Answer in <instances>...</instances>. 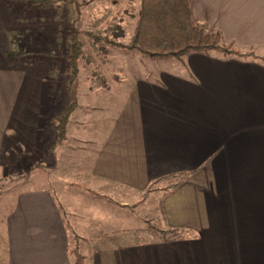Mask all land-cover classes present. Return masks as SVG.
Listing matches in <instances>:
<instances>
[{"label": "crops", "instance_id": "0c3cea01", "mask_svg": "<svg viewBox=\"0 0 264 264\" xmlns=\"http://www.w3.org/2000/svg\"><path fill=\"white\" fill-rule=\"evenodd\" d=\"M187 2L195 23L257 57L189 52L143 75L130 62L135 75L93 78L101 85L81 92L83 106L101 100L102 112L76 115V103L66 127L83 146L67 155L65 141L55 137L50 158L39 160L60 164L118 211L103 205L101 213H83L58 205L46 189L25 191L4 221V264H72L71 235L85 240L89 223L106 227L138 208L142 222L157 221L159 228L141 239L93 234L88 255L76 245L85 264H264V0ZM11 8L0 0V168L28 162L36 150L42 100L36 75L47 70L44 61L26 62L11 49ZM115 99L119 109L106 115ZM74 150L90 154L88 166L77 163ZM190 172L164 198L161 189L148 190L165 175ZM170 228L183 235L164 241L155 234Z\"/></svg>", "mask_w": 264, "mask_h": 264}, {"label": "rangeland", "instance_id": "374dc122", "mask_svg": "<svg viewBox=\"0 0 264 264\" xmlns=\"http://www.w3.org/2000/svg\"><path fill=\"white\" fill-rule=\"evenodd\" d=\"M46 1V6L39 8L34 7L33 4L14 5L6 3L12 7L14 14L13 23H9L11 49L15 51L18 59L30 63L41 60L47 65L46 71H41L36 75L42 88L40 132L38 134L40 137L36 150L30 161L16 163L15 167L12 168H0V254L5 255L6 258L8 257V243L4 221L14 211L18 196L20 197L25 191L46 189L58 205L62 204L66 208L65 204L69 203L77 207L79 211L83 210V213L88 210H97L101 213L103 205L110 209V214L118 211L115 210L116 204L111 199L106 201L97 198V191L71 178L72 174H65L60 164L51 166L49 163L44 164V160H39L44 154L50 158L51 154L48 152L51 151L49 150L51 148L49 145L54 142L56 137L54 117L69 102L65 89V81L68 79L67 68L71 66L78 70L71 90L75 92L73 97L79 105L75 110L76 115L82 113L80 115L82 116L84 113L90 112V109H93V114L102 112L101 100L95 99L86 107L82 101L81 92L83 90L91 92L89 87L101 85L99 82V85L93 83L94 81L113 75L132 76L135 75V72L138 75H143L147 69H154L157 66L163 67L168 63V59H174H151L136 50H128L119 45H114L115 43L128 45L130 42L138 17L140 0ZM195 24L207 32H212L198 23ZM71 37H74V44H76L73 54L69 52ZM37 54H47V57L37 58ZM51 57H56L54 65L57 68V74L54 78L49 76L52 66ZM130 62L137 63L138 67L135 72L128 69ZM122 66L124 69L121 68ZM119 105V99L109 101V104L106 103V115L118 110ZM70 118L72 117L70 116ZM71 133L72 131L68 128V137L63 144V147L64 145L67 147V155L71 152L70 147L77 146L76 148L79 149L80 145L83 146L84 144L80 142L81 140L75 141ZM42 144L44 147L47 146L46 150L45 148L41 149ZM72 154L75 159H79L77 163L82 162L88 166L90 154L86 155L81 150H74ZM49 158L48 160H50ZM54 159L56 160L55 156ZM162 194H160V198ZM123 213L125 217L127 215L126 220L124 217L122 221L117 223L106 224V227L97 226L95 222V224L89 223L91 229L86 228L85 238L87 240L81 239L76 242V239L71 235L69 238L70 249L78 244L79 250L88 255L86 250L93 246L95 240L93 234L98 232H116L121 237L141 239L150 229L154 228L152 230L154 232L155 228H159L157 221L146 219L147 222H142L145 219L142 218L140 208L136 209L134 213L130 211ZM157 214L159 213L157 212ZM69 220V223H75L74 219L69 218ZM76 223L79 224V220H76ZM80 231V227H78L76 232L79 233ZM4 258L0 257V264H4Z\"/></svg>", "mask_w": 264, "mask_h": 264}, {"label": "trees", "instance_id": "16d2710c", "mask_svg": "<svg viewBox=\"0 0 264 264\" xmlns=\"http://www.w3.org/2000/svg\"><path fill=\"white\" fill-rule=\"evenodd\" d=\"M6 3L33 4L34 7L46 6V0H2ZM74 37L70 39L71 54L74 51ZM115 43V42H114ZM113 43V44H114ZM128 50H136L151 59L174 58L181 60L189 52H210L221 50L225 56H235L241 59L257 57L253 49L240 51L233 47L232 44L222 42V37L216 32H207L197 26L192 18L191 9L187 0H140L137 21L132 32L128 45L117 44ZM12 52L8 57H12ZM78 54V53H77ZM39 57H47V54H37ZM56 57H51L52 66L49 76L54 78L57 74L55 67ZM74 65V64H73ZM54 66V67H53ZM78 70L71 66L67 68L68 79L65 81V89L69 100L62 110L54 117L56 121L55 134L58 143L66 139V127L69 118L76 107V101L73 97L74 91L71 87L74 83ZM190 173H172L165 175L152 183L151 189H161L162 198L177 189ZM182 229L170 228L165 231H155L156 236L161 240L170 241L178 239L183 235ZM73 258L72 264H85L86 257L80 253L77 246L74 245L69 250Z\"/></svg>", "mask_w": 264, "mask_h": 264}]
</instances>
